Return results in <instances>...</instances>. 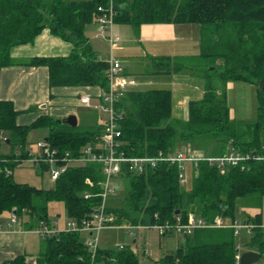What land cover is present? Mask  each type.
<instances>
[{
	"label": "trees",
	"instance_id": "16d2710c",
	"mask_svg": "<svg viewBox=\"0 0 264 264\" xmlns=\"http://www.w3.org/2000/svg\"><path fill=\"white\" fill-rule=\"evenodd\" d=\"M111 2L115 23L129 24L136 31L149 23L197 24L201 33L199 56L212 60L202 75L204 95L188 102L187 119L174 117L170 89H129L116 103L121 114V151L132 157L157 156L181 145L185 149L190 145L202 149L204 142L216 146L214 155L224 153L228 145L245 154L264 153V0H0V73L14 65L46 66L51 88L100 86L108 90L109 64L93 48L86 27L103 13L99 8ZM44 29L71 43V53L24 61L12 57L13 48L34 43ZM174 59L151 58L153 73L185 70ZM229 81L255 86V120L240 123L232 118L225 86ZM23 112L26 111L17 110L13 101L2 99L0 94V221L4 213L14 212L20 223L13 225L24 224L33 231L42 222L52 225V201H62L67 214L75 220L90 216L102 202L104 175L100 164H72L51 188L17 182L13 170L31 157L27 144L33 129L48 128L47 141L53 148L62 155L70 152L80 156L87 146L100 141L104 125L96 122L71 126L66 118L51 115H41L28 125L20 124L18 117ZM7 144L13 147L11 153L2 152V146ZM34 162L50 170L49 164ZM122 168L118 175L128 178L129 191L120 205L108 202L106 208L115 225L151 226L167 220L174 223L178 217L185 223L191 213L208 223L217 217L234 223L238 222L235 210L239 199L264 196V161L255 158L246 163L245 169L237 166L224 171L200 161L197 166H189V182L184 183L180 181V168L167 162L143 173L130 169L128 164ZM85 194L90 196L86 198ZM242 222L253 225L250 232L243 231L250 237L246 245L260 253V261L264 260L262 214ZM9 223L10 217L7 225L12 226ZM185 236L186 244L165 255L159 264L236 263L233 228H198ZM190 236L195 241L191 242ZM213 236L219 239L203 241ZM43 241L37 264H144L130 245L99 248L94 255L78 230L44 235ZM2 264L32 263L27 254H20Z\"/></svg>",
	"mask_w": 264,
	"mask_h": 264
},
{
	"label": "crops",
	"instance_id": "0c3cea01",
	"mask_svg": "<svg viewBox=\"0 0 264 264\" xmlns=\"http://www.w3.org/2000/svg\"><path fill=\"white\" fill-rule=\"evenodd\" d=\"M94 23L95 22L87 25L86 35L92 43L95 51H100L102 49L99 47V42H101L100 39L105 38L100 37L95 31V28H92V24ZM96 23L98 22L96 21ZM120 25L121 24L118 25L116 30L118 34H123V36L126 37V40L121 38L118 45H114L113 48L110 46L111 57H115L116 59L120 58L124 61L125 59L139 57L140 54H143V52H140L141 48H144L142 51H144L145 56H151H148L150 59L153 57L175 58L176 56L184 55L186 52L190 51L197 56L200 54L201 33L200 27L197 24L149 23L143 24L139 31H136L131 25L132 28H122ZM129 32L132 33L131 37H128L127 35ZM132 37H137V40ZM139 42H141V47L138 46ZM116 49L120 51L118 57L114 55ZM71 50V43L53 35L50 30L44 29L34 43L17 46L12 49L11 54L15 60L24 61L35 56H67L71 53ZM123 73L126 76L132 77L125 69L123 70ZM178 74L179 73L155 74L157 75V78H155L153 83L161 84L160 86H163V84H165V78H163V76L168 75L174 77V75ZM136 86L137 85L131 86L129 89L136 88ZM198 91L202 93L200 97L202 98L205 92V81L204 86L202 85L201 87H198L195 85L193 93ZM103 92L104 90L100 86L51 88L49 83V70L46 66L33 67L14 65L3 68L0 73V94L2 99L11 100L17 110L26 111L21 113L18 117V122L20 124H31L41 115L67 118L68 116L72 114L76 115L78 111H81V114H83V116L85 115L81 125H90L96 122L104 125L106 120L103 115L106 114L93 107V105L101 102ZM84 96L90 98L91 106L82 103L81 99ZM183 105L184 100H177V106L180 107ZM30 108L31 110H29ZM84 108H88L91 113L85 112L86 110H83ZM229 148L230 145L227 146L226 150ZM206 154L209 155L208 153ZM1 221L5 225L4 228L0 230V264L20 254H27L30 262L32 264H37L36 258L43 250L44 245L42 236H39V234L33 230H28L24 224L8 226L7 223L9 218L6 220L2 218ZM139 227H142V225ZM38 237H41L42 239H39ZM39 243L41 246L40 252H38Z\"/></svg>",
	"mask_w": 264,
	"mask_h": 264
},
{
	"label": "rangeland",
	"instance_id": "374dc122",
	"mask_svg": "<svg viewBox=\"0 0 264 264\" xmlns=\"http://www.w3.org/2000/svg\"><path fill=\"white\" fill-rule=\"evenodd\" d=\"M119 24L115 23V31L118 34L116 28ZM120 26L132 28L130 25L121 24ZM92 28H95V31L100 35L98 23L92 24ZM121 38L126 40V37L119 33ZM128 37H131L132 33L129 32ZM137 40V37H132ZM99 47L102 49L99 51L103 60L110 61L111 59V48L106 39H100ZM139 40V39H138ZM119 42L117 43V45ZM93 46V45H92ZM138 46H142L141 42L138 43ZM144 48L140 49L139 57H134L132 59H125L120 62L122 67L131 75L137 79L136 88L139 90H148L155 88H166L170 89L173 92V104H174V117L179 119H187L188 117V102L191 99H199L202 95L200 91L194 92L193 89L195 85L198 87L204 86L203 74L210 67L212 60L210 58H204L195 55L193 52H186V54L175 57V62L182 65L185 70L180 72L174 77L163 76L165 78V84L153 83L155 78H157L153 73V65L151 59L148 57L150 55H144ZM120 51L117 49L114 52V55L118 57ZM151 57V56H150ZM155 75V76H153ZM150 83V84H148ZM217 83L222 85L221 82ZM224 86V84H223ZM228 91L229 97V106L231 108L232 118L236 119L240 123L246 121H253L257 118V99H256V88L255 86L243 82V81H229L225 84ZM197 93V94H196ZM181 97V98H180ZM184 100L183 106H177V100ZM85 112L91 113L88 108H84ZM76 116L78 117L79 123L83 122V114L81 111H78ZM92 117V116H91ZM96 117V116H94ZM106 120L107 116L103 115ZM93 118V117H92ZM49 129L48 128H37L33 129L28 135V144L27 147L31 152V157L19 163L13 170L14 179L17 182L29 183L30 185L41 187V188H51L55 184V180L52 178L50 170H45L41 167L39 163L34 162L39 154L42 153L41 149L38 146V143L45 141L48 138ZM202 147L199 148L196 146L190 145L191 148L196 150H203L214 153L216 146L209 145L207 143H201ZM185 146H179L177 149L184 150ZM13 147L11 145H3V153H11ZM33 156V157H32ZM112 185L115 186V191L109 197L108 202H114L120 205L124 200L127 192L129 191V180L125 177H120L115 175L112 177ZM189 182V181H188ZM258 213L262 214L263 225H264V196L262 198L258 196H251L246 198H241L237 201L235 215L238 222L247 220L250 217L254 218ZM49 214L53 221H58V228L61 230H67L69 221L74 220L71 218L66 211L65 205L62 201H52L49 204ZM11 213H4V220L10 217ZM225 223H229L230 219H223ZM113 224V222L111 223ZM108 226L104 228L99 237V248H115L122 247L125 245H130L135 252L138 254L140 260L144 264H159L158 261L163 258L165 255L174 253L177 248L181 245H185L187 242V237L184 234H181L177 231L168 233L166 235H161L159 230L155 226H136L130 231L125 225H116ZM245 231V230H243ZM242 231L241 235L236 236L237 246H241V252L255 251L251 246L246 245L249 241V234ZM41 236V235H39ZM42 239L41 237H38ZM191 242L195 241L193 236H190ZM82 239H86V234L82 232ZM217 237H208L204 238L203 241H216ZM136 240V241H135ZM43 241V239H42ZM41 241V242H42ZM44 244V242H43ZM41 251V246L39 243V250ZM257 264H264V260L258 262Z\"/></svg>",
	"mask_w": 264,
	"mask_h": 264
},
{
	"label": "built area",
	"instance_id": "2783aa9c",
	"mask_svg": "<svg viewBox=\"0 0 264 264\" xmlns=\"http://www.w3.org/2000/svg\"><path fill=\"white\" fill-rule=\"evenodd\" d=\"M99 10L103 12L97 20L100 37L105 38L113 48L114 45L121 40V36L115 31L114 6L111 2L108 7H100ZM108 64L109 88L103 92L101 102L93 105L94 108L107 115L100 141L91 146H87L80 156H73L70 152H65V154L62 155L57 149L53 148L47 140L41 141L38 143V146L42 153L35 159L50 165V171L54 180L64 173L72 164L98 163L101 165V171L104 175V179L101 181V186L103 187V191L101 192V204L90 216L81 220L74 219L67 223L69 228L67 230H78L86 234V239L84 240L85 244L94 255L99 249L101 231L108 226H114L111 224L113 218L106 212L107 201L115 191V186H113L111 182L112 177L122 172L124 164H128L130 169L140 173L147 172L149 169L157 167L160 162L177 165L180 168V181L184 183L188 181L189 166H197L200 161H208L211 165H216L223 171L230 167L237 166L245 169L246 163L251 158L264 161V153L250 155L239 152L233 147H230L219 155H207L200 150L190 147L185 150L176 149L171 153L160 152L157 156H127L124 151H121L122 143L120 137L122 131L118 123L121 114L117 112L116 103L126 94L131 86L137 85V80L123 73L124 68L119 59L111 57ZM81 101L91 106V100L88 96H84ZM11 172V170H8V173ZM88 182L91 183L89 179ZM89 196V194H85L86 198ZM16 223H20V220L17 213L13 212L10 215L9 225ZM4 225L5 224L0 221V230L4 228ZM125 226L130 231L136 227L133 225ZM151 226H155L163 236L174 231L189 235L193 233L195 229L216 226L231 227L234 229L235 235L238 236L243 230L250 232L253 227V225L244 222L225 223L221 217H217L213 223H208L204 218L197 217L193 213L189 215L188 221L185 223L178 217L177 221L174 223L167 220L164 223ZM60 230L57 221H54L52 225L42 222L34 231L44 236L53 235ZM237 250L235 264H240L242 256L240 245L237 246Z\"/></svg>",
	"mask_w": 264,
	"mask_h": 264
},
{
	"label": "water",
	"instance_id": "95a60500",
	"mask_svg": "<svg viewBox=\"0 0 264 264\" xmlns=\"http://www.w3.org/2000/svg\"><path fill=\"white\" fill-rule=\"evenodd\" d=\"M71 126H77L79 121L75 114L68 116L65 120ZM48 140V138H46ZM136 241V240H135ZM261 255L257 251H247L242 253L240 264H256L260 262Z\"/></svg>",
	"mask_w": 264,
	"mask_h": 264
}]
</instances>
